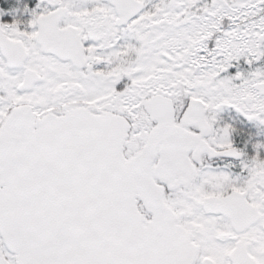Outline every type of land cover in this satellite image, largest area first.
Here are the masks:
<instances>
[{
    "label": "snow or ice",
    "instance_id": "6c2138e0",
    "mask_svg": "<svg viewBox=\"0 0 264 264\" xmlns=\"http://www.w3.org/2000/svg\"><path fill=\"white\" fill-rule=\"evenodd\" d=\"M36 7H0V264H264V143L218 123L264 125V0Z\"/></svg>",
    "mask_w": 264,
    "mask_h": 264
},
{
    "label": "flooded vegetation",
    "instance_id": "af4514ba",
    "mask_svg": "<svg viewBox=\"0 0 264 264\" xmlns=\"http://www.w3.org/2000/svg\"><path fill=\"white\" fill-rule=\"evenodd\" d=\"M226 111L218 115L219 126L225 124H232L236 129L232 134V139L235 142L236 146L243 149L249 155L254 153L253 145L258 142L264 143V125L259 124L255 121H249L246 116L241 113H238L235 109L227 107ZM235 115L238 118V122L234 120L231 115ZM232 163L238 165V161H234L230 157H204V165L211 166L212 168H224L225 165ZM229 171L234 177L241 174V169L239 166H234L229 169Z\"/></svg>",
    "mask_w": 264,
    "mask_h": 264
},
{
    "label": "trees",
    "instance_id": "16d2710c",
    "mask_svg": "<svg viewBox=\"0 0 264 264\" xmlns=\"http://www.w3.org/2000/svg\"><path fill=\"white\" fill-rule=\"evenodd\" d=\"M39 0H0V7H2L7 15L4 16L5 21H12L13 18L28 22L31 20V10H35L36 4ZM25 5H28L30 10H26ZM246 67V65H243Z\"/></svg>",
    "mask_w": 264,
    "mask_h": 264
},
{
    "label": "rangeland",
    "instance_id": "374dc122",
    "mask_svg": "<svg viewBox=\"0 0 264 264\" xmlns=\"http://www.w3.org/2000/svg\"><path fill=\"white\" fill-rule=\"evenodd\" d=\"M40 2H41V0H39L37 4H39ZM37 4H36V6H37ZM35 10H36V11H39L40 9H37V7H35ZM226 110H227V109H226V107H225L220 113H223V112L226 111ZM220 113H219V114H220Z\"/></svg>",
    "mask_w": 264,
    "mask_h": 264
}]
</instances>
